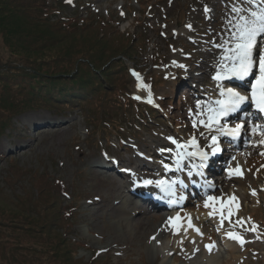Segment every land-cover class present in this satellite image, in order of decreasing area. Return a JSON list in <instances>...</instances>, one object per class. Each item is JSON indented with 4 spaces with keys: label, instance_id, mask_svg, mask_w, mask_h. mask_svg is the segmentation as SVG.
I'll list each match as a JSON object with an SVG mask.
<instances>
[{
    "label": "rangeland",
    "instance_id": "obj_1",
    "mask_svg": "<svg viewBox=\"0 0 264 264\" xmlns=\"http://www.w3.org/2000/svg\"><path fill=\"white\" fill-rule=\"evenodd\" d=\"M47 1L53 19L68 24L66 30L74 26L81 30L92 25L101 28L102 21L115 19L112 23L119 34L134 37L145 51L140 61L147 58L151 68L145 76L139 74V79L134 75L129 77L123 89L147 103L141 96L143 91L151 100L149 105L159 108L160 113L145 124L126 120L110 110L97 116L94 95H87L72 104L66 103V109L41 105L14 116L12 128L0 136V264H94L96 261L97 264H264V161L245 169L234 180L227 178L230 165L238 156L245 161L246 155L258 153L249 145L248 127L237 146L231 145L225 136L220 138L221 146L232 148L223 157L225 168L222 161L219 163L224 171L220 175L206 171V178H218V181L207 183L206 193H198V198L194 195L197 191L194 194L190 191L194 184L200 185L199 181H191L180 172L181 165L177 167V160L183 159L189 169L195 156L187 161L188 158L175 155L179 140L185 143L194 137L203 140L204 149L210 150L212 146L211 137L215 134L205 125L212 96L221 84L214 77L229 62L225 59L227 49L232 46L234 25L241 15L232 9L235 6L246 11L249 0ZM181 17L191 26L186 35L175 33L181 26ZM86 46L87 52H91L90 45ZM98 48L95 45L92 50ZM53 55L48 54L44 59L60 61L61 66L63 60ZM0 56L7 69L12 70L11 65L24 66V61L17 57L20 55L5 47L1 38ZM129 61L125 60L127 67ZM29 87L24 83L15 89L21 103L30 96ZM105 88L113 92L110 84ZM3 111L0 108V118L6 116ZM106 157L112 158L107 163L115 166L111 174L118 179L119 186L127 185L121 188L124 189L121 197H115L110 204L98 200L102 197L106 201L110 193H107L108 182L100 180V177L104 180L100 174L107 170L95 165L97 159ZM140 161L150 166L145 176L131 174ZM153 177L176 181L173 188L178 198L167 208L153 210L147 204H140L127 181L136 185ZM56 180L65 188L64 196L59 194ZM148 186L160 188L154 183ZM210 195L231 196L236 206L199 215V204ZM181 197L184 201H180ZM123 207L127 210L125 214H121ZM181 210L201 229L200 238L190 240L182 232H169L170 215ZM58 211L62 216L68 212L71 223H65L62 217L58 219ZM52 218L58 219L54 226L48 224L42 228L41 223ZM142 219L149 225L145 229L137 226ZM62 233L72 242L63 240ZM214 233L218 235L215 237ZM228 233L242 237L244 242L229 238ZM213 243L209 250L207 245ZM254 245L258 247L257 253L249 250ZM95 254L97 260L93 258Z\"/></svg>",
    "mask_w": 264,
    "mask_h": 264
},
{
    "label": "trees",
    "instance_id": "obj_2",
    "mask_svg": "<svg viewBox=\"0 0 264 264\" xmlns=\"http://www.w3.org/2000/svg\"><path fill=\"white\" fill-rule=\"evenodd\" d=\"M112 20L115 22V19ZM113 21H102L101 28L92 25L81 30L74 26L66 30L68 24L53 19L47 0H0L1 43L24 61V66L11 65L13 69L10 70L0 56V108L6 114L0 118V136L12 128L13 117L26 110L41 105L62 110L68 107L66 103L72 104L87 95H94L97 116L110 110L115 115L120 113L126 120H139L145 124L159 113L156 108L136 101L124 91L123 87L131 76L125 59L134 64L136 72L142 73L145 70L144 62L139 58L145 51L137 45L134 37L119 34ZM87 44L90 45L89 53L85 48ZM95 45H99V48L92 50ZM48 54L62 59V65H59L60 61L44 59ZM75 65L76 68H73ZM84 74L90 75L89 78ZM24 83L30 85L31 91L30 96L21 103L15 89ZM104 84H110L113 92H108ZM23 89L26 90L27 86ZM99 91L101 94H98ZM62 100H65L64 103ZM56 184L59 194L64 196L65 188L57 180ZM46 191L52 193L50 188H46ZM57 214L60 216H57L58 219L62 217L65 223H71L68 212L63 216L59 211ZM58 219L40 223L42 228L48 224L53 227ZM34 224L37 225V221ZM62 239L72 242L69 236L63 235ZM93 258L98 259L96 254Z\"/></svg>",
    "mask_w": 264,
    "mask_h": 264
},
{
    "label": "snow or ice",
    "instance_id": "obj_3",
    "mask_svg": "<svg viewBox=\"0 0 264 264\" xmlns=\"http://www.w3.org/2000/svg\"><path fill=\"white\" fill-rule=\"evenodd\" d=\"M261 5L258 10L247 9L248 14L239 15V18L234 25L235 31L232 33V40L230 43L232 46L227 49L228 60L230 61V66L221 72H217L214 77L215 80L236 79L244 82L243 90H237L236 88H225L221 92L223 99H218L215 103V107H210L208 110V119L206 127L212 128L220 124V120L223 117L229 116L231 113H236L242 110V106L246 102L251 101L255 107L264 112V0H259ZM233 12L242 13L245 9L239 7H233ZM231 23V22H230ZM190 27V25H189ZM181 67H183L181 65ZM133 75L138 79L139 74L133 72ZM142 87H148L147 85H141ZM139 99V97H137ZM151 103V100H149ZM246 116L247 113H244ZM201 124H205L204 120H200ZM243 127V124L237 123L235 127L229 128L227 125H221L217 128V131L221 135L231 136L233 138L237 137L240 134V129ZM257 128H260V135L264 136V126H254L252 131L255 132ZM171 139V138H170ZM213 145V154L218 151L217 136L213 135L211 137ZM193 145L196 144L195 138L191 140ZM260 144L264 145V139L260 140ZM180 147V145H178ZM161 151H165L161 149ZM168 151H172L168 149ZM178 156L182 158L181 153H177ZM188 155H199L201 160L207 159L206 152L199 153H189ZM180 166V160H177V167ZM167 169L169 165H164ZM235 174L242 175L241 171H237ZM191 175V173H189ZM155 184L157 187H161L169 195L174 196L175 191L173 186L176 184V181L167 182L163 179L161 180H144L143 184L145 186L150 184ZM183 184V182H181ZM255 194V193H253ZM182 199V197H181ZM215 199V198H210ZM208 206L207 204L205 205ZM231 215V213H229ZM221 215H223L221 213ZM173 218H169L171 221ZM177 227V225H173ZM192 227L191 224H189ZM199 231V229H196ZM229 238L239 240L243 243L242 237L235 235L233 233H228ZM214 246L207 245L209 250Z\"/></svg>",
    "mask_w": 264,
    "mask_h": 264
},
{
    "label": "bare ground",
    "instance_id": "obj_4",
    "mask_svg": "<svg viewBox=\"0 0 264 264\" xmlns=\"http://www.w3.org/2000/svg\"><path fill=\"white\" fill-rule=\"evenodd\" d=\"M179 24L181 25L180 27H177L175 29V33L176 34H180V35H186L188 34L189 32V23L186 22V20L183 19V17L180 18L179 20ZM227 66L225 65V70H226ZM216 76V75H215ZM222 80H219L217 82H220ZM228 87H231V88H236L237 90H243V88H240V87H236V86H233V84H231V82H228V83H225V84H220L218 86V92L217 94H214L212 97H213V103H212V106L211 107H215L216 106V103H214L216 101V99H223L224 97L221 96V92L223 91V89L225 88H228ZM141 96H143L147 101H149V99L147 98V95H145V93L143 91H141ZM45 122V121H44ZM241 124H243V126H246L247 125V122L246 121H241L240 122ZM222 125V124H221ZM221 125H216L214 127H212L211 129L208 128V131L210 132H214L216 133L217 135H221L218 131H217V128H219ZM254 126H258V125H251L249 128H248V131H249V136L251 138V141H250V144L253 148V150L255 151H258V153H253L251 152L250 154L246 155V160L245 161H242V156H240L237 161L234 163V165H232V167L230 168L231 172H230V176L227 177L228 179L230 180H234L235 177H238L237 174H235L237 171H244L245 169H249L251 168L255 163H257L258 161H264V150H262V148L264 147V145L260 144V140L264 139V136H261L260 135V128H257V130L255 132L252 131L253 127ZM178 145H180V147H178ZM175 150H176V157L177 158H181L180 156L177 155V153H181L182 154V158H190L192 156H195V158H198L195 159L194 161H199L201 163L204 164L205 160H201V157L199 155H188L189 153H199V152H205L203 151L202 149H200L199 145L196 143L195 145H193L191 143V140L188 141V142H185V143H182V141H177L176 144H175ZM213 151V148L212 150ZM181 160V159H180ZM108 161L104 158H102L101 160L97 159L96 160V164L100 167H103L107 170V173H104V175L100 174V176H103L104 180L100 177V180H102L103 182H108V185H109V192L107 191V193H110L108 196H107V199L106 201L102 198V197H99L98 200L99 201H104L106 202V204H110L112 203L113 201H115V197H121L120 196V193L124 191V189H121V188H125L127 187V185H121V187L119 186V181L118 179H116L115 176H113L111 173H112V170H115V166L112 165V163H107ZM143 161H140V162H136V163H139L137 164V167L132 170L131 174L134 172H137L138 175H141V176H145L147 175L148 171H150V166L147 165V167L142 163ZM141 163V164H140ZM97 167V166H95ZM184 166L182 165L181 169H180V172H184ZM94 173H96L94 171V169H92ZM250 171V170H249ZM264 171V170H263ZM152 174V173H151ZM121 177H123L122 175H120ZM126 178V177H125ZM124 178V179H125ZM149 178V177H147ZM110 179V180H108ZM142 179V178H141ZM145 180H149V179H145ZM152 180V179H150ZM128 181V184L130 185V188L137 193L138 195V200H140V204H154L156 202H158V196H156V194H151V191H147V192H143V190L140 188V187H136L135 186V183L129 182V180L127 179ZM217 181V180H216ZM224 181V180H223ZM222 181V182H223ZM206 180H202V179H199V184H195V188H192L191 189V193L194 194V191H197V193H195L194 195L197 194V196H195V198H198V193H206L207 191V185H206ZM221 182V184H222ZM125 183V182H124ZM217 186H220V183H218ZM175 191V190H174ZM231 197V196H230ZM210 198H215V199H210ZM232 200L227 196H222L221 198H216L215 196H209L207 197L204 201H202L200 204H199V207L197 208V213L199 215H209V212L213 211V210H217L220 206H223L224 208L226 209H233L235 208V203L233 201H235V199L233 197H231ZM123 202V201H122ZM208 205L207 207L205 205ZM163 205L160 204V207L162 208ZM165 207V206H164ZM123 211L121 212V214H125L127 213V210L125 207H123ZM159 209V208H158ZM143 216V215H141ZM171 217L170 218H173L171 221L169 220L168 221V224H167V228L170 232L171 231H174L175 233H178V232H182L184 233V236L186 239H190V240H194V239H198L202 236V231L201 229L195 224L193 225L192 224V217L189 216L187 214L186 211H180L178 213H173L170 215ZM228 218V216H227ZM129 222L131 223H135L134 221H130L129 219H127ZM189 224L192 225V227L189 226ZM148 224L146 223V220L142 219L141 221H138L137 223V226L140 228V229H145V227L147 226ZM173 225H177V227H174ZM149 226V225H148ZM196 229H199V231H196ZM167 230V231H168ZM216 233H214V236L216 237ZM229 250H232L233 248L232 247H228ZM234 250V249H233ZM232 250V251H233ZM249 250L253 253H257L258 252V247H256L255 245L252 246V249L249 248ZM228 264H233V263H228Z\"/></svg>",
    "mask_w": 264,
    "mask_h": 264
}]
</instances>
